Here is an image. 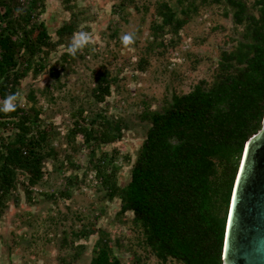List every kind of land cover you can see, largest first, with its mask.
Listing matches in <instances>:
<instances>
[{
	"label": "trees",
	"instance_id": "16d2710c",
	"mask_svg": "<svg viewBox=\"0 0 264 264\" xmlns=\"http://www.w3.org/2000/svg\"><path fill=\"white\" fill-rule=\"evenodd\" d=\"M45 1L0 0V98L5 101L19 91L33 67L37 72L45 68L49 52L44 47L60 45L77 29L76 21L63 24L53 42L45 22L36 23ZM158 4L156 37L167 26L177 33L199 4L224 6L237 29L242 27L241 37L221 53L212 81L201 80L191 91L173 94L161 109L144 113L150 127L126 185L118 184L116 158L108 153L99 158L97 180L110 198L120 199L121 213L133 214L145 248L163 262L224 264L227 217L242 155L264 126V0ZM68 57L64 54L66 61ZM95 79V101L103 102L115 79L110 72ZM29 96L36 99L34 93ZM11 105L7 112L0 109V129L14 126L11 135L0 130V204L17 187L21 174L27 189L39 185L46 159L56 156L50 143L52 126L42 122L40 111ZM84 112L79 110L82 119L70 133L82 135L91 151L123 137L121 119L102 110L91 118ZM90 264L127 263L114 253L109 236L100 234Z\"/></svg>",
	"mask_w": 264,
	"mask_h": 264
},
{
	"label": "rangeland",
	"instance_id": "374dc122",
	"mask_svg": "<svg viewBox=\"0 0 264 264\" xmlns=\"http://www.w3.org/2000/svg\"><path fill=\"white\" fill-rule=\"evenodd\" d=\"M160 1H45L36 23L45 22L53 42L59 39L57 30L72 20L75 32H89L94 42L75 56L68 53L73 34L60 45L44 47L49 52L45 68L33 67L10 97L27 112L39 110L42 122L52 126L56 156L46 159L39 185L27 189L21 174L0 204V264H90L100 234L109 236L124 263L183 264L163 262L145 248L133 214L121 213L120 199L110 198L97 180V164L105 153L114 156L118 184L126 185L150 127L144 113L161 109L173 94L187 93L201 80L212 81L221 53L234 47L242 27L237 29L224 6L199 4L177 33L167 26L156 37ZM126 34L132 37L127 45L121 40ZM64 54L70 56L67 61ZM102 72L115 81L111 95L96 102L93 88ZM5 102L0 98V109ZM80 109L90 118L102 110L121 119L123 137L91 151L82 135L71 137L82 119ZM0 130L11 135L14 126Z\"/></svg>",
	"mask_w": 264,
	"mask_h": 264
},
{
	"label": "water",
	"instance_id": "95a60500",
	"mask_svg": "<svg viewBox=\"0 0 264 264\" xmlns=\"http://www.w3.org/2000/svg\"><path fill=\"white\" fill-rule=\"evenodd\" d=\"M224 264H264V126L247 142L230 202Z\"/></svg>",
	"mask_w": 264,
	"mask_h": 264
},
{
	"label": "clouds",
	"instance_id": "9594fccd",
	"mask_svg": "<svg viewBox=\"0 0 264 264\" xmlns=\"http://www.w3.org/2000/svg\"><path fill=\"white\" fill-rule=\"evenodd\" d=\"M131 39L132 37L130 34H126L121 37V40L125 45H127L131 41ZM93 42H94L93 38L89 32L87 31L74 32L71 43L68 47V53L72 56H75L78 51L84 49L85 47L89 46ZM11 107L12 105H11V98H10L6 100L2 110L7 112L11 109Z\"/></svg>",
	"mask_w": 264,
	"mask_h": 264
},
{
	"label": "built area",
	"instance_id": "2783aa9c",
	"mask_svg": "<svg viewBox=\"0 0 264 264\" xmlns=\"http://www.w3.org/2000/svg\"><path fill=\"white\" fill-rule=\"evenodd\" d=\"M23 2H25V0H22Z\"/></svg>",
	"mask_w": 264,
	"mask_h": 264
}]
</instances>
